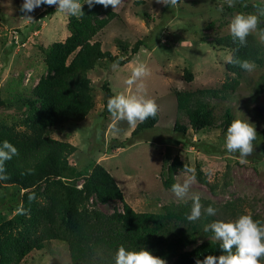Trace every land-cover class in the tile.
Here are the masks:
<instances>
[{
	"label": "rangeland",
	"instance_id": "rangeland-1",
	"mask_svg": "<svg viewBox=\"0 0 264 264\" xmlns=\"http://www.w3.org/2000/svg\"><path fill=\"white\" fill-rule=\"evenodd\" d=\"M23 3L24 0H0V121L17 129L25 128L22 119L29 110L20 96L29 97L32 88L47 74L43 49L69 36L71 17L56 12L58 6L48 5L26 14L21 11ZM243 4L242 0H235L232 7L227 0H179L176 7L170 8L156 0H144L142 4L124 0L116 10L118 17L95 40L120 60L128 56L132 59L124 65L107 59L98 63L89 72L94 109L83 122H68L49 130L52 137L78 147L70 156V163L79 169H91L95 163L104 165L122 189L125 201L136 211H158L165 204L193 199L198 194L218 205L239 198L247 214L264 221V90L259 94L256 91L264 65H255L253 71L247 72L230 98L224 100L225 107H234L237 116L242 110L247 112L253 127L263 131L257 135L247 164L239 163V153L227 151L226 129L207 126L196 131L187 116L178 115L174 94V89L220 88L233 76L225 66L231 50L214 48L202 37L213 39L229 34V25L237 14L258 13L246 12ZM26 15L33 21L22 18ZM254 34L264 48V33L258 28ZM138 41V51L131 54ZM140 63L151 69L143 95L156 101L159 120L153 128L134 137L131 135L135 128H130L126 121L116 122L111 115H103V85L109 82L115 95L135 94V85L129 86L127 80ZM114 64H118L115 70ZM186 71L192 73L191 80ZM224 111L223 104L218 112ZM177 120L186 126V134L175 130ZM220 121L222 118H218L217 122ZM117 128L119 132L114 134ZM122 143H126L125 147H121ZM176 155L194 170L176 173V183L195 177L184 198H178L164 184L168 165ZM198 168L207 180L211 175L210 185L199 180ZM82 182L79 180V186ZM20 195L15 187L0 185V221L19 210ZM98 207L111 213L122 210L123 202L112 200L99 203ZM261 262L264 264V259ZM20 264H71L68 246L57 239L46 241L42 250H34Z\"/></svg>",
	"mask_w": 264,
	"mask_h": 264
},
{
	"label": "trees",
	"instance_id": "trees-1",
	"mask_svg": "<svg viewBox=\"0 0 264 264\" xmlns=\"http://www.w3.org/2000/svg\"><path fill=\"white\" fill-rule=\"evenodd\" d=\"M242 1L246 12L264 8V1ZM143 2L136 0L137 4ZM83 12L79 18H69L70 34L64 41L53 42L43 49L47 74L32 88L29 97L20 96L22 103L29 108L22 119L25 128L17 129L0 121V144L7 140L19 153L5 163L8 179L0 180V185H10L21 191L19 210L0 221V264H20L52 239L67 244L71 264H115L120 246L130 251H150L170 264H196L198 259L203 260L208 255L218 257L225 254L222 242L215 238L213 231H205V228L215 221H235L247 214L241 199L218 205L212 199L201 198L205 208L212 205L218 212L215 216L205 213L196 221L187 219L193 199L173 201L154 212L136 211L125 201L122 189L104 165L95 163L91 169H79L69 161L78 147L51 136V128L68 122H83L94 109L89 72L98 63L107 59L124 65L132 59L128 56L120 60L95 40L118 17L111 6L94 5L90 8L84 3ZM260 19L262 23L258 28L264 33V16ZM202 40L214 48L230 49L234 59L264 65V48L254 33L248 36L245 46L234 40L230 33L213 39L202 37ZM140 44L136 42L131 54L138 51ZM225 66L233 76L220 88L174 89L178 115L187 116L196 131L207 126L227 130L233 120H248L247 112L242 110L237 116L234 107H225L224 102L248 71L233 63L226 62ZM186 77L191 80L193 75L186 71ZM103 89L106 99L102 113L107 117L111 115L106 107L107 101L115 94L109 82L104 83ZM263 90L264 74L256 85L258 94ZM223 104L225 111L221 114L218 109ZM218 118L222 121L217 122ZM158 120L159 112L154 118L138 124L131 136L153 128ZM174 128L184 134L187 132L186 126L178 120ZM256 131L257 135L263 132ZM125 144L122 143L121 147ZM184 166L185 163L176 155L168 165V175L164 180L166 187L172 188L176 183V173L184 170ZM197 177L210 185L200 168L197 169ZM79 180H83L81 186ZM112 200H121L123 209L107 213L98 207L99 203L107 204ZM252 217L260 220L254 215Z\"/></svg>",
	"mask_w": 264,
	"mask_h": 264
},
{
	"label": "clouds",
	"instance_id": "clouds-1",
	"mask_svg": "<svg viewBox=\"0 0 264 264\" xmlns=\"http://www.w3.org/2000/svg\"><path fill=\"white\" fill-rule=\"evenodd\" d=\"M157 3L174 8L179 0H156ZM235 0H227L228 6H234ZM87 3L91 8L94 5H103L105 8L111 6L114 11L120 8L124 0H24L21 11L31 13L42 5L58 6L56 12L63 13L66 16L79 18L84 14L83 4ZM264 16V8L258 9L257 14H237L229 25L230 34L234 40H238L241 46L247 44L249 35L258 30L262 23L260 17ZM32 20L30 15L22 17ZM183 43V42H182ZM228 63L239 65L242 69L251 72L255 69L254 62L250 60L234 59L232 55L227 58ZM118 64L113 65L115 70ZM151 69L144 63L135 66L127 80L129 86L135 85V94L120 93L110 97L107 101V110L114 121H126L130 128H136L138 124L147 119L154 118L158 112V105L154 99L147 98L143 93L146 91L145 80L150 77ZM114 134L119 129L113 130ZM257 139L256 128L248 120H233L226 131V149L229 153H239V163L247 164V157L251 156L255 150L254 141ZM18 149L5 140L0 144V180L8 179L5 163L18 155ZM185 172L191 173L194 170L184 166ZM186 179L182 184L175 183L171 191L178 197L184 198L191 186L192 180ZM209 182L212 181L211 175L208 176ZM33 198V197H30ZM218 209L212 205L206 208L201 203V198L197 194L193 196V205L191 213L187 216L189 221L198 220L203 214L215 216ZM211 230L217 240H220L221 248L225 254L220 256L208 255L203 260H197L196 264H261L264 259V221L254 220L252 215L244 214L235 221H215L205 228V231ZM115 264H166V261L152 255L150 251L126 250L120 246L116 256Z\"/></svg>",
	"mask_w": 264,
	"mask_h": 264
}]
</instances>
